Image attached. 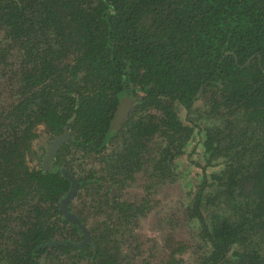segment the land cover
Returning <instances> with one entry per match:
<instances>
[{
  "label": "trees",
  "instance_id": "obj_1",
  "mask_svg": "<svg viewBox=\"0 0 264 264\" xmlns=\"http://www.w3.org/2000/svg\"><path fill=\"white\" fill-rule=\"evenodd\" d=\"M5 71L0 264H133L128 228L196 138L208 162L177 212L192 240L165 264H264V0H0ZM75 154L105 168H76ZM62 169L88 241L59 209ZM138 173L145 197L129 202Z\"/></svg>",
  "mask_w": 264,
  "mask_h": 264
},
{
  "label": "rangeland",
  "instance_id": "obj_2",
  "mask_svg": "<svg viewBox=\"0 0 264 264\" xmlns=\"http://www.w3.org/2000/svg\"><path fill=\"white\" fill-rule=\"evenodd\" d=\"M8 74L5 79H0V105L12 101V88L6 82L10 73L4 72V75ZM182 119L186 121V113L181 114ZM198 138L191 143L187 148L184 155H182L177 163L180 169L179 179L170 186L161 188L157 193H154L151 198V208L148 214L140 219L135 225L128 228L129 232L136 236V242H127L126 253L128 255H134L136 260L133 264H156L161 262L167 263L168 257L171 255L178 259L180 257V251H178V245L183 247V244L190 245L192 235L189 230V224L181 217V214L177 212L180 209V196L183 191L185 192L188 187H197L200 184L202 178V172L200 166L205 162H208V155L205 154L201 145H197L195 142ZM196 146V148H195ZM194 149V151H192ZM75 160L74 167L79 169H93L100 175V170L104 169V165L96 164L95 160L80 158L81 154L71 155ZM97 165V166H95ZM214 162H210L205 170V174L209 175L211 172L217 170ZM145 175L138 173L134 176V181L130 183L126 190L123 192L124 199L129 202H137L141 198L145 197L144 188ZM183 185V187H182ZM147 204V205H150ZM169 215H173V223H169ZM180 219H179V218ZM174 240V246L169 249L168 241ZM140 245L142 251H137V247ZM193 245V244H191ZM189 250L185 249V252ZM148 252H151L148 254ZM184 252V253H185ZM183 253V258L189 261L187 253ZM153 255V256H152ZM132 264V263H131ZM186 264H192V261Z\"/></svg>",
  "mask_w": 264,
  "mask_h": 264
},
{
  "label": "water",
  "instance_id": "obj_3",
  "mask_svg": "<svg viewBox=\"0 0 264 264\" xmlns=\"http://www.w3.org/2000/svg\"><path fill=\"white\" fill-rule=\"evenodd\" d=\"M125 96L120 100L121 104H125ZM67 139V136H62L59 137L54 143H52V145L48 148V151L46 153L45 159L43 161V168H48V164L50 162V160L52 159L53 154L59 149L60 145ZM60 172L63 174V176L69 180L70 182V188L68 190V192L66 193V195L60 200V205H59V209L61 211V213L64 215V217L69 220L72 221L73 223H75L80 230L82 231L83 235H84V242L88 241V235L86 232V229L84 227V225L82 224V222L77 219V217L74 216V214L72 212L69 211L68 209V205L71 202L72 198L74 197L76 190L78 188V186L80 185V183L72 176V174L67 171V170H60ZM57 243H50L49 246H53L56 245ZM82 243H80L78 245V247H81Z\"/></svg>",
  "mask_w": 264,
  "mask_h": 264
}]
</instances>
